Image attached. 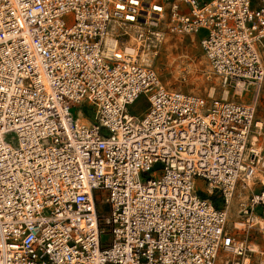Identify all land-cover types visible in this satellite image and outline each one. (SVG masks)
I'll return each instance as SVG.
<instances>
[{
    "label": "built area",
    "instance_id": "built-area-1",
    "mask_svg": "<svg viewBox=\"0 0 264 264\" xmlns=\"http://www.w3.org/2000/svg\"><path fill=\"white\" fill-rule=\"evenodd\" d=\"M129 27L196 37L223 97L168 89L124 52ZM263 83L264 0H0V264L247 256L227 224L247 196L240 224L264 243ZM84 106L89 125L70 113Z\"/></svg>",
    "mask_w": 264,
    "mask_h": 264
},
{
    "label": "rangeland",
    "instance_id": "rangeland-1",
    "mask_svg": "<svg viewBox=\"0 0 264 264\" xmlns=\"http://www.w3.org/2000/svg\"><path fill=\"white\" fill-rule=\"evenodd\" d=\"M128 32L129 37H127V42L124 44V47L133 39V42L131 43L140 57V62L151 67L168 89L182 92L184 94L196 95L206 100L210 98L220 99L223 97L219 82L211 73L196 37H177L169 36L167 34H159V37L147 35V41L141 43L135 36L136 29L134 27H129ZM141 45L143 47H141ZM141 55H144L146 61L142 60ZM227 99L237 100L235 97H232L231 92ZM145 107V100L141 97L134 106L129 108V111L131 114L139 115L143 113ZM70 113L75 119H79V123L84 125H89L87 123H90L92 120L90 108L86 106L83 108L73 107L70 109ZM83 120L85 122H82ZM251 134H255V138L251 137L250 142L253 141L252 143H255V146L262 150V155L264 157V83L259 92L254 129ZM6 140L12 143L13 136H7ZM260 175L261 176H256V180L264 182V169H261ZM196 189L201 191L204 189V184L197 181ZM202 197L205 198L203 195ZM246 199L247 196L239 194V196H236L231 202L228 214V229L236 238L247 239L248 247L254 243L262 245L263 241L261 238L253 233L247 235L243 226L240 224L241 219L239 218L237 211L240 209L239 203H244ZM211 201H214V197L211 198ZM104 212L107 213V210L104 209ZM236 223L241 226L235 227L234 225ZM103 239L107 241L108 237L105 236ZM247 257L250 260V264H261L262 262V256L259 253H248ZM243 258H235L231 260L234 264L237 262L238 264H242Z\"/></svg>",
    "mask_w": 264,
    "mask_h": 264
},
{
    "label": "bare ground",
    "instance_id": "bare-ground-1",
    "mask_svg": "<svg viewBox=\"0 0 264 264\" xmlns=\"http://www.w3.org/2000/svg\"><path fill=\"white\" fill-rule=\"evenodd\" d=\"M154 35H156V36H158V34H154ZM138 40V39H137ZM134 41H135V38H134ZM138 41H140V40H138ZM131 42H133V39L131 40V41H129L128 42V44L124 47V52L126 53V54H130V55H134V54H136V49L135 48H133V44L131 43ZM141 42V41H140ZM106 43L109 45V44H114V39L113 38H108V40L106 41ZM138 45V44H137ZM136 47V46H135ZM142 57V60L143 61H146V59H145V57H144V55H141ZM228 96V95H227ZM226 96V94H224V97H227ZM257 97V99H256V105H257V102H258V99H259V94L256 96ZM81 113V112H80ZM81 116V115H80ZM78 119V118H77ZM78 122H79V119H78ZM82 122H85L84 120L82 121ZM87 124H89V123H87ZM258 127V126H257ZM258 129V128H257ZM254 135L255 134H250V138L251 137H254ZM255 138V137H254ZM253 138V139H254ZM251 141V140H250ZM253 142V141H252ZM251 142V143H252ZM253 144V143H252ZM253 145H255V143L253 144ZM262 151V150H261ZM261 174V169L260 170H258V172L256 173V176L257 175H259V176H261L260 175ZM251 185V184H250ZM235 227H238V226H241V225H239L238 223H236L235 225H234ZM264 244V243H263ZM249 248V251H250V253L252 252V253H260V246L258 245V244H256V243H254V244H252L250 247H248ZM242 264H250V260H249V258L247 257V256H245L244 258H243V262H242ZM261 264H263L262 262H261Z\"/></svg>",
    "mask_w": 264,
    "mask_h": 264
}]
</instances>
